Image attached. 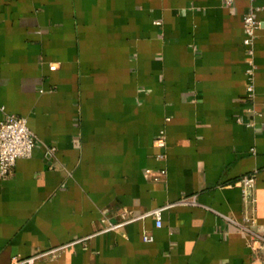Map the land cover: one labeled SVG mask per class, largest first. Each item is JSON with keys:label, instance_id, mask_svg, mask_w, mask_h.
Returning a JSON list of instances; mask_svg holds the SVG:
<instances>
[{"label": "crops", "instance_id": "crops-1", "mask_svg": "<svg viewBox=\"0 0 264 264\" xmlns=\"http://www.w3.org/2000/svg\"><path fill=\"white\" fill-rule=\"evenodd\" d=\"M1 108L38 141L0 179V264H262L232 183L258 169L264 232V0H0Z\"/></svg>", "mask_w": 264, "mask_h": 264}, {"label": "built area", "instance_id": "built-area-1", "mask_svg": "<svg viewBox=\"0 0 264 264\" xmlns=\"http://www.w3.org/2000/svg\"><path fill=\"white\" fill-rule=\"evenodd\" d=\"M234 0H225L227 4H231ZM253 2L254 0H250ZM242 25L244 31L243 44L246 46L247 54V85L245 90V98L252 100L254 97V84H253V45L256 36V31L259 28V21L254 15L253 9L247 11L242 18ZM56 64H50L51 69H55ZM3 116L0 119V179L5 180L10 178L14 172L15 162L18 158L30 157L37 143V137L34 132L29 128L25 117L18 116L12 112H7L4 108ZM249 109V108H248ZM251 109V108H250ZM154 145L161 149L156 155L158 158H164L163 149L166 145V134L163 128L160 129L158 136L154 140ZM55 150L54 146H45L46 156L53 154ZM264 170V166H263ZM258 169L252 170L240 176L232 185L237 186L240 190L244 209L242 213V219L240 221H234L238 228L245 234L246 244L250 248L254 259H261L264 262V232H258L255 230L256 215V175ZM159 173H164V170H159ZM183 202H191L193 200L182 199ZM164 207L155 208L142 213L139 216L126 217L122 215V220L111 224V228H116L122 224L133 221L145 216H153L155 225L161 226V211ZM143 239L146 241L152 240V236L144 233ZM60 248H53L44 252H37L36 254L26 258H16L14 264H33L35 259L47 255L56 253ZM248 264H254V261Z\"/></svg>", "mask_w": 264, "mask_h": 264}, {"label": "water", "instance_id": "water-1", "mask_svg": "<svg viewBox=\"0 0 264 264\" xmlns=\"http://www.w3.org/2000/svg\"><path fill=\"white\" fill-rule=\"evenodd\" d=\"M262 264H264V262Z\"/></svg>", "mask_w": 264, "mask_h": 264}]
</instances>
